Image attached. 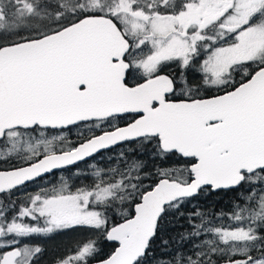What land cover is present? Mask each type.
Returning <instances> with one entry per match:
<instances>
[{"label": "snow or ice", "instance_id": "obj_1", "mask_svg": "<svg viewBox=\"0 0 264 264\" xmlns=\"http://www.w3.org/2000/svg\"><path fill=\"white\" fill-rule=\"evenodd\" d=\"M121 144L183 163L152 173L122 149L100 167ZM217 192L234 193L227 213L181 211ZM169 212L190 231L158 256ZM78 229L116 242L97 264H264V0H0V264H39L33 236ZM97 244L77 240L55 264H88Z\"/></svg>", "mask_w": 264, "mask_h": 264}, {"label": "trees", "instance_id": "obj_2", "mask_svg": "<svg viewBox=\"0 0 264 264\" xmlns=\"http://www.w3.org/2000/svg\"><path fill=\"white\" fill-rule=\"evenodd\" d=\"M122 149L134 150L132 155L129 157V159L135 157L143 160L147 165L145 171L152 173H155L157 167L160 168L177 167L179 166V164L183 163L182 160H180L178 163V158L176 156L170 157L167 161H161L159 159L156 160L152 159L150 152H148L146 155H141L140 153L142 150L139 149L136 144H124L123 146H117L112 148L111 151L102 152L100 155L101 157L104 158L102 162H106L107 157L118 154ZM98 157H96V159L97 161H100L101 159ZM112 163H116V162L112 161ZM78 169H81L86 172L87 171L86 164L80 163L78 165ZM155 179H157V177L153 176L151 179L145 180L144 183L150 184ZM233 196L234 193L232 192H228V193L217 192L211 195H205L204 193H201L200 196H198L195 200L185 204V206L181 209V211L184 212L185 215H187L188 212L192 211L193 209L196 208L197 205H199L201 211H212L215 213H219L223 211L227 213L231 208ZM127 207L128 206L125 205L124 209H127ZM124 209H121L119 207H114L108 210L107 215L109 217V227L112 226V224L117 223L118 221L121 220L120 212L123 211ZM186 231H190L188 227V222L180 218L179 213L169 212L167 215H165L164 219L161 221V230L158 233L157 237L153 240V244H152L153 250L159 256V253L164 251V249L161 247L162 239L171 241L173 238H175L176 240H179V236L177 234L184 233ZM94 239L98 241L97 247L99 251L96 257L91 258L89 262L106 257L111 253V251L115 246V243L108 242L101 233L98 236H96ZM172 246L175 247V245ZM44 247L46 248L44 253L45 257L43 255L39 257V264L55 263V259L58 258V256H56L54 253H51L50 250H47L50 247V245L48 247L47 240H45Z\"/></svg>", "mask_w": 264, "mask_h": 264}, {"label": "rangeland", "instance_id": "obj_3", "mask_svg": "<svg viewBox=\"0 0 264 264\" xmlns=\"http://www.w3.org/2000/svg\"><path fill=\"white\" fill-rule=\"evenodd\" d=\"M98 158L101 159V156H99ZM113 164H115V163H113ZM99 166L102 167V168H107L110 165L108 164V161H106V162H101ZM79 170L82 173L85 172V171H83L81 169H79ZM75 172H76V169L72 170V173H75ZM62 175L66 176L63 173H61L58 176V178H57L58 179L57 182L56 181H54V182L52 181L51 184H49L48 181L46 180V181H44L43 184H41L39 186L40 187H44V186H48L49 185V187H50L52 184H58L59 181H60V177ZM93 182H94L93 177L89 174V175H86V176L82 175V176H80L79 179H75L74 181H70V184H74L73 190H75V187H81V186H83L85 184H91ZM38 190H39L38 187H34V191L31 192V193H35ZM20 196H22V195H20ZM99 234L100 233L90 232V231H87V230H84V229H78L76 231H65V232L60 233V234H53L50 237L36 235V236H33L30 239V241H28V242L39 244L44 249V252L41 254V255L44 256V253H45V250H46V248L44 247V243H45V240H47L48 247L50 245V247L47 250H50L51 253H54L56 256L60 257L62 255H69L70 253L67 251V249H69L71 247H74L75 242L77 240L86 239L89 236H91L92 238H95ZM44 257H43V259H44ZM53 264H55V263H53Z\"/></svg>", "mask_w": 264, "mask_h": 264}, {"label": "flooded vegetation", "instance_id": "obj_4", "mask_svg": "<svg viewBox=\"0 0 264 264\" xmlns=\"http://www.w3.org/2000/svg\"><path fill=\"white\" fill-rule=\"evenodd\" d=\"M144 51H147V49L145 48ZM200 59H203V57H201ZM164 73H171V74H177L179 72V66L176 64V63H171L169 62L167 64V66L164 67L163 69ZM139 76V73L138 72H134V71H129L127 73V79H128V82L129 83H132L133 82V79L134 77H137ZM187 76H188V79L191 80L193 83H196V82H199L200 80V76L198 73L195 72L194 68H190L188 69L187 71ZM237 79H239V77H237ZM207 94H215V90L213 89L211 92L207 93ZM133 118L131 114L129 115H126L123 117L122 120L118 121L120 124H123L124 121L126 120H129ZM75 129H73V133H75ZM72 139H75V135H73L71 137ZM124 144H121L119 146H123ZM117 147V146H116ZM90 162V161H89ZM72 170L74 169H69L68 171H65V172H61V171H56L54 172L53 174H50V175H47L43 178V180H37L35 181L34 183H29V184H26L24 186V188L22 189H17L16 191H14L11 195V199L13 200H16L17 197H19L20 195H26L28 193H31L34 191V187H38L39 185L43 184L44 181H48V182H54V181H58V176L63 173L64 175L66 176H69L70 174H72ZM49 187V185L47 186Z\"/></svg>", "mask_w": 264, "mask_h": 264}, {"label": "water", "instance_id": "obj_5", "mask_svg": "<svg viewBox=\"0 0 264 264\" xmlns=\"http://www.w3.org/2000/svg\"><path fill=\"white\" fill-rule=\"evenodd\" d=\"M123 124H121V126H122ZM120 222H122V220H120L119 222H117V223H120ZM111 227V226H110ZM108 241V240H107ZM109 242H113V241H109ZM113 243H115L116 244V242H113ZM117 246V244L115 245V247ZM114 247V248H115ZM114 250V249H113ZM107 257V256H106ZM106 257H104V258H106ZM104 258H102V259H104ZM88 264H97V260H94V261H91V262H89ZM221 264H223V261H221Z\"/></svg>", "mask_w": 264, "mask_h": 264}, {"label": "bare ground", "instance_id": "obj_6", "mask_svg": "<svg viewBox=\"0 0 264 264\" xmlns=\"http://www.w3.org/2000/svg\"><path fill=\"white\" fill-rule=\"evenodd\" d=\"M119 222V221H118ZM109 242V241H108ZM113 243V242H112ZM116 245V244H115ZM115 247V246H114ZM114 249V248H113Z\"/></svg>", "mask_w": 264, "mask_h": 264}]
</instances>
